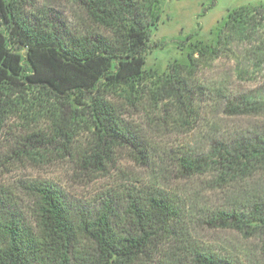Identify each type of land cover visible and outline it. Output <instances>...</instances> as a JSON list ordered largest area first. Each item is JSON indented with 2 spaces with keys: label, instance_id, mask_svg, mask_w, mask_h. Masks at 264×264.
<instances>
[{
  "label": "trees",
  "instance_id": "trees-1",
  "mask_svg": "<svg viewBox=\"0 0 264 264\" xmlns=\"http://www.w3.org/2000/svg\"><path fill=\"white\" fill-rule=\"evenodd\" d=\"M33 7V0H0V131L10 115L44 116L46 130L32 131L24 140L23 146L34 150L26 154L41 157V149H52L76 155L90 172H104L117 149L129 150L140 164L148 162L140 141L108 101L110 94H122L134 105L149 98L160 114L173 108L178 117L192 118L189 85L200 62L264 28V9H236L214 45L196 47L187 65L174 64L152 76L145 70L152 2L88 0L90 19L109 37L76 35L53 14H36ZM222 98L232 115L261 109L252 95ZM81 135L89 139L84 149L76 141ZM229 140L199 155L183 153L180 168L191 175L211 171L221 185L264 173V132ZM29 190L33 225L0 195V264H137L156 256L162 258L159 264H246L244 256H223L190 242L185 212L162 193L142 195L133 187L122 199L103 200L89 215L69 207L52 184L33 183ZM208 220L264 236V191L248 194L238 207L217 211Z\"/></svg>",
  "mask_w": 264,
  "mask_h": 264
},
{
  "label": "rangeland",
  "instance_id": "rangeland-1",
  "mask_svg": "<svg viewBox=\"0 0 264 264\" xmlns=\"http://www.w3.org/2000/svg\"><path fill=\"white\" fill-rule=\"evenodd\" d=\"M33 1L34 13L48 11L76 35H111L90 19L88 0ZM134 1L154 4L145 65L152 76L165 73L174 64L187 65V56L196 47L214 45L232 11L264 9V0ZM189 86L194 115L185 120L175 115L173 108L160 114L149 98L134 105L122 94H110L108 101L140 141L148 162L140 164L129 150L117 149L104 172L85 170L76 155L52 149H41V157L28 156L26 152L34 150L23 146L26 136L45 131L47 121L38 114L31 119L25 111L10 115L0 131V195L33 225L34 196L29 190L33 183L54 185L69 207L89 215L100 209L103 200L122 199L133 187L142 195L162 193L185 212L190 242L223 256H244L246 264H264L263 235H246L213 226L208 220L217 211L238 207L248 194L263 192L264 173L257 172L238 184L221 185L211 171L191 175L179 166L183 153L199 155L213 143L264 132V28L233 41L217 57L201 61ZM228 95H252L261 102V109L249 115L229 114L222 98ZM76 141L84 149L89 139L81 135ZM161 259L156 256L146 262L143 258L137 264H159Z\"/></svg>",
  "mask_w": 264,
  "mask_h": 264
}]
</instances>
